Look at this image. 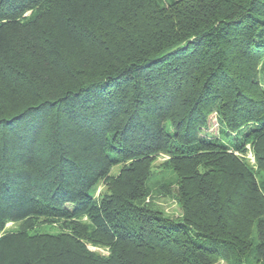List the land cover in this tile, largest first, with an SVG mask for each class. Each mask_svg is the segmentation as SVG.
Returning a JSON list of instances; mask_svg holds the SVG:
<instances>
[{"label": "trees", "instance_id": "1", "mask_svg": "<svg viewBox=\"0 0 264 264\" xmlns=\"http://www.w3.org/2000/svg\"><path fill=\"white\" fill-rule=\"evenodd\" d=\"M262 77L264 0H0V264H264Z\"/></svg>", "mask_w": 264, "mask_h": 264}, {"label": "rangeland", "instance_id": "2", "mask_svg": "<svg viewBox=\"0 0 264 264\" xmlns=\"http://www.w3.org/2000/svg\"><path fill=\"white\" fill-rule=\"evenodd\" d=\"M262 79L264 80L263 77ZM262 85L264 87V81L262 82ZM210 123H211L210 126L202 132L201 134L202 137H206V138L220 137V134L218 133L219 125L217 124V122H215L214 118L211 119ZM247 148H248V153L246 154L245 159L249 164L253 165L254 157L252 155L250 147L247 146ZM166 159H167L166 156L161 155L153 163L151 176L147 181V185L149 187L148 197L151 204L150 206L152 207L153 210L157 211L158 213H161L162 216H164L169 220H178L180 219L181 212L175 199L171 196V192L169 193V191L174 190L176 177L169 168L162 169L160 167L161 163ZM117 172H118L117 167L112 170V174H116ZM104 191L105 188L100 185L97 187L96 195L101 194ZM6 229L14 230L16 229V224L9 223L6 225ZM39 233L56 235L58 234V231L53 227H45L40 229L38 231V234ZM88 248L90 251L98 253L100 255H108L107 250H104L103 248L92 247V246H88ZM213 264H227V263L220 260V261H215Z\"/></svg>", "mask_w": 264, "mask_h": 264}]
</instances>
